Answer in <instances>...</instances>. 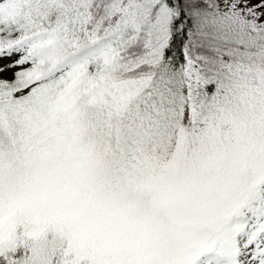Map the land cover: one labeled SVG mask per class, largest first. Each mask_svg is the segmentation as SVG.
<instances>
[{"label": "snow or ice", "instance_id": "1", "mask_svg": "<svg viewBox=\"0 0 264 264\" xmlns=\"http://www.w3.org/2000/svg\"><path fill=\"white\" fill-rule=\"evenodd\" d=\"M0 264H264V0H0Z\"/></svg>", "mask_w": 264, "mask_h": 264}]
</instances>
